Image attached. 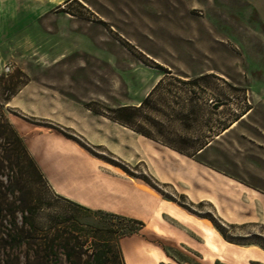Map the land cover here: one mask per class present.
Returning <instances> with one entry per match:
<instances>
[{"label":"rangeland","instance_id":"1","mask_svg":"<svg viewBox=\"0 0 264 264\" xmlns=\"http://www.w3.org/2000/svg\"><path fill=\"white\" fill-rule=\"evenodd\" d=\"M259 11L264 0H0V264L104 251L107 264H264ZM147 97L132 121L148 137L109 119ZM92 179L101 210L57 194Z\"/></svg>","mask_w":264,"mask_h":264},{"label":"trees","instance_id":"2","mask_svg":"<svg viewBox=\"0 0 264 264\" xmlns=\"http://www.w3.org/2000/svg\"><path fill=\"white\" fill-rule=\"evenodd\" d=\"M148 98L149 97L145 98L140 103L139 107H121L119 109H116L115 111H111L114 114V116L109 118V119L112 120L113 122H116V123L122 125L125 128H128V129L136 132L139 135L148 137V135L145 134L144 132L137 130V128L135 127V125L133 124V121H132L133 120V112L138 111V109H142L144 106H146L148 104ZM5 102H8V99H6ZM0 125L5 126L7 124L4 120L1 119ZM11 132L13 134V137L15 139L16 144L21 145L20 138L16 135V133L14 131L11 130ZM165 145H167L168 147H171L172 149H174L175 151H177L181 154H184L183 150L178 149L171 144L165 143ZM205 146L206 145H197L198 149L195 150V152L196 153L199 152L200 150L204 149ZM23 152H24L25 156L28 157V154L25 152L24 149H23ZM30 163H31L32 167L34 168V170L37 171L34 163H32L31 160H30ZM109 253H110V251H107V252L104 251V252H99V253L96 252L94 255L89 256L88 259L91 261H94L95 264H107V263L111 262V260H112V259L108 258ZM70 257H71V254H67L68 260H70ZM113 260H115L117 262V264H123L122 257L119 254L114 255Z\"/></svg>","mask_w":264,"mask_h":264},{"label":"crops","instance_id":"3","mask_svg":"<svg viewBox=\"0 0 264 264\" xmlns=\"http://www.w3.org/2000/svg\"><path fill=\"white\" fill-rule=\"evenodd\" d=\"M258 13H259L260 20L262 22H264L263 21L264 15H262L260 13V11ZM15 130L19 134V136L21 135L20 137H25V140L30 133V132H22V131L18 130V128H15ZM31 138H32V136L30 137V139ZM37 156H39V155H37ZM99 186H100V184L95 182V179H92V180H89L88 182H85V185H82V187H80V194L75 193V190H73V189H69L68 191H66L65 194H62V195L60 193H57V194L59 196H61L62 198H64L67 202H71V203L79 205L83 208H86V209L97 208V209L101 210L104 208L103 205H101V204L105 200V196L99 190L100 189ZM205 249L208 252L210 251L207 248H205ZM127 260H128L127 261L128 264H132V261L129 257Z\"/></svg>","mask_w":264,"mask_h":264}]
</instances>
